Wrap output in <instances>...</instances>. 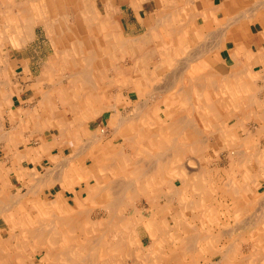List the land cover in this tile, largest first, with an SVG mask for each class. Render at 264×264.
<instances>
[{"label":"bare ground","instance_id":"6f19581e","mask_svg":"<svg viewBox=\"0 0 264 264\" xmlns=\"http://www.w3.org/2000/svg\"><path fill=\"white\" fill-rule=\"evenodd\" d=\"M184 1L185 0H183V2ZM138 4L140 6L139 1ZM178 6L180 7V5ZM92 7L93 6H91V8ZM174 8L171 10H174ZM251 10L248 12H251ZM191 12L192 11H190L189 13ZM161 13L162 12L160 11L159 14ZM193 15L194 13H192V15L190 14L189 16L194 17ZM189 16L188 18H190ZM0 22L2 21L0 20ZM155 22L160 21L158 20ZM178 25L180 26V24ZM145 32L149 33L148 30ZM213 33L210 32V34ZM222 33L223 32H221V34ZM145 35L147 34L145 33ZM149 37L150 36L148 35L147 39H149ZM132 38H135V36ZM139 38H141V35ZM217 38L218 39L216 41L219 42L220 38ZM145 40L146 38L143 41ZM118 41L122 43V38L118 39L117 35H109L107 40L102 38L94 40V38L89 35L86 39V43L88 46L91 47H88L85 50H83L80 45L77 47L76 50L78 52L79 59H73L74 62L71 68L72 75H70L72 78L71 83L75 85L74 88H72L70 91V87L64 88L63 85H60V87L57 88V91L54 88L55 92L59 93V96L62 98L65 104L69 106V108H63V111L57 112V115L59 117L57 116L55 121L53 120V125L55 128L53 130V133L51 131H45V133H43L45 137L52 136L53 143H49L47 139L43 137L41 140V146L39 148H33L32 152H27V158L33 161L35 157H38L40 155L51 154L52 144L55 147L66 145V140L71 136V134L75 133L76 138H81L82 135H86V130L89 125L93 123L95 115L108 110L112 111V116L110 120L112 127L111 131L109 130V133L111 132L113 136L109 139H106L105 134L107 130L98 126V128L100 129H96L95 131H93L91 137L88 138L89 140H87V143L84 142L82 146V150H92L91 158L93 159V163H91L90 165L87 164V162L83 160V157H80L82 155V153H79L81 150H78L79 152L76 155H74V152L70 157H68L67 155V157L64 158V165L66 167H69V173H66V175L61 176V172L59 170L58 172L60 173L57 172L52 174L50 172L51 169H46L49 172H44L46 173L45 175L43 174L36 178L34 177L35 179L31 183L27 180V191H24L25 193L23 194L18 193L19 195L14 196L13 200L11 198L12 201L9 202V205L7 204V207L9 206L8 214H6L8 217L6 219L7 230L5 229L6 231H4L0 229V263L264 264V256L261 257L263 255L262 248L264 247L263 233H259L258 236L255 237L251 236L252 239H250L249 241L250 244L247 242L249 245H251V249H248L250 251L249 255L247 254L246 257L244 256L242 258H236L233 255L234 251H236L237 248L234 247V244H232L234 242L231 239L234 237L236 231L241 227L239 224L241 220L238 219L239 216H241V214H244L245 212L240 209L239 210L241 212H230L231 216L233 215L234 217V224H229L230 222L228 221L226 223L223 220V224H221L219 221L217 224L212 222V225H210L208 224V222H205L204 216L202 214L203 212L201 213L199 209L200 198L197 199V197L200 196V165L196 167L197 163H195V161L193 160H187L188 157L186 156L189 153H194L198 155L197 157L200 158V154H202V150L204 149L203 145L205 142L204 139L206 138V135L204 137L203 130L200 127V105L198 109L196 108L197 110L195 109V107L190 109V102L192 99L188 93V86L185 87L184 83L182 82L187 81L193 85H196V87L197 85L200 86V82L202 83V81H200V71H196L197 73H195L193 77L192 75L190 77H186V70L188 68V65H190L187 63L191 62H189V60H194L195 58L198 59L200 50L197 49L198 47H193V49L197 50L198 53L194 52V54L192 55L193 50L191 48V57H187L189 58V60L182 56L183 59L185 58V60H188L186 64L182 66L175 65L178 71L174 72L173 74L170 73V75L172 74V77H169V79H167V76L165 75V86H156L158 88V92L157 90H155V92L159 93L158 95H160V97L164 99L165 102L163 103L166 106L169 101L170 104H174L173 102H177L178 105H175V109H181L174 113L172 112V110H168V108H166L163 110V114H159L158 111L160 110V108H158L157 105L158 101H151L156 99L155 96H153L154 93L153 95L150 93L151 89L153 88V85L150 89L147 84H144V82L140 80V78H136L134 81L132 70L139 68V66L137 68H134L137 62L136 55L129 54V57L124 58V56L118 52L120 50L116 49V45L114 46V44H116ZM123 41L125 42L124 39ZM127 41L128 40H126V42ZM210 41L212 42V40ZM130 43L133 44L132 41H130ZM208 43L211 44L210 42ZM79 44H81V42ZM208 45L206 47H208ZM203 46L204 45L200 46L201 50ZM215 48L218 49L217 47ZM202 51H200L201 54ZM205 51L203 52L205 53ZM232 53L231 56L236 57L232 55ZM179 54H176V56H178ZM201 54L199 55V57L201 56ZM184 55L186 56V52ZM177 58L178 57H176V59ZM183 59L181 60L183 61ZM78 60L82 62L84 61V65L80 64ZM169 60L170 58L164 59L165 63L170 62ZM181 60H178L180 64ZM122 61L125 62V67L122 65ZM236 62L233 66H237ZM182 64H184V61L182 62ZM171 65L174 66V64ZM174 67H172V69H176V67ZM99 68L100 70L98 73ZM194 68L198 70V68ZM244 68H246L245 65ZM172 69L170 72H172ZM209 70L211 71L210 73H212V70ZM237 71H235L234 73H237ZM213 72L214 74L216 73L215 71ZM208 74L209 73H207V75ZM178 84H181L183 87H180L179 90L177 89L178 92L173 93V97H165L168 95V90L172 89L175 85ZM125 88L129 90V94H131L133 91L137 94V99L135 101L129 100L127 104H133L134 108H138L140 111H145L148 109L147 113L144 114V117L148 114L151 115L152 113L153 115H156L157 119L155 120V122H152L156 124L155 126L150 123L151 121H146V123L144 120L142 124L144 127H139L135 122L136 120L140 119V117H138L140 115L132 116L138 117L134 118L133 121L130 119L131 117L129 118L128 116L127 118L122 115V113L119 111L118 106L122 99L120 96L122 95L116 92H119L120 90L124 91ZM72 90L75 93H73L72 95H74L75 97H73L74 99L70 100L69 97L72 96L70 93ZM153 90L154 89H152V91ZM196 90L197 94L200 96L198 88H196ZM47 91L49 90H44V93H41L43 98L45 99L44 103L46 104H48L49 102L46 101V98L49 97V92ZM80 93H84L81 96L82 98H76L77 95L79 96ZM85 93H88V95H86ZM113 94L114 98H112L114 102L109 103ZM160 100L162 101V99ZM170 107L173 109V105H170ZM245 107H247L245 109H247L248 112V105ZM204 118L206 122L210 120L208 117ZM204 118H201V120L204 121ZM35 122L37 121L35 120ZM34 129L36 130V128ZM42 129L40 130L42 131ZM87 132L90 133V131L88 130ZM0 136L2 135L0 134ZM2 139L0 140L1 142ZM86 139L87 138H85V140ZM96 144V152H94L92 146H95ZM61 153L63 154V151ZM13 160L15 162L16 157L15 159H12V161ZM60 162L62 163L61 160ZM58 163L59 162H57V165ZM58 166L57 169H60V167ZM52 168L55 169L54 166ZM82 181L86 182V188H84L82 192H80L84 195V197H82V195H79V193L77 191L75 192L73 189L75 182L80 183ZM232 182L233 180L230 182L229 185H231ZM260 183L262 186L264 185V183ZM53 184V188H56V192H54L55 198L50 199V193L52 194V192H49V187L50 185L52 187ZM231 188L228 189L227 194L230 196H232L234 193L237 194L238 186L234 185ZM61 189L70 190L72 192L73 195L71 197V202L68 203V200L61 192ZM5 194L6 193H4L2 196H4ZM10 195L12 197L14 194ZM31 197L35 199H33L32 201ZM29 198L31 203H23V201L29 200ZM98 198H104L102 199L103 202L98 201ZM256 198L261 199V197L259 196ZM144 199H146V203L145 201H142ZM261 200L263 201L264 199L262 198ZM14 203H16V205ZM88 203L98 204H96V206H92L91 204V207ZM162 204H166L167 206L162 207ZM259 207L261 208L262 206ZM259 207L258 210H260ZM261 211H263V207ZM255 212L257 211L255 210ZM231 216L228 217V219H230ZM246 216H244V218ZM200 217L204 222V224L201 226L200 222H197L198 220H201ZM250 218L251 217H249V219ZM249 225L255 227L257 226L256 221L254 225L251 224V222L250 224H248L247 222L243 226L248 228ZM139 230H143L141 231L142 233ZM145 237L148 239L147 244L144 239ZM13 242H15L16 244L20 243L22 246H24L23 250L25 251H23V254H3L1 246L9 244L11 245V243L13 245ZM221 242L223 243L220 246ZM215 245H217V247H215ZM29 246H31L32 251L27 255V257L23 258V255L25 252H27L26 249ZM248 247L249 246L247 245V248ZM40 251H43V256L41 258L37 256ZM17 254L20 256H16Z\"/></svg>","mask_w":264,"mask_h":264},{"label":"crops","instance_id":"0c3cea01","mask_svg":"<svg viewBox=\"0 0 264 264\" xmlns=\"http://www.w3.org/2000/svg\"><path fill=\"white\" fill-rule=\"evenodd\" d=\"M182 2L183 0H0V20L2 21L0 22V134L4 136H0L1 139L2 137L4 139L2 142L0 141V147L4 149L9 147L12 150L7 156V162H10V166L13 168L21 164L22 174L27 175L28 149L39 148L43 137L49 143H53L52 136V138L50 136L45 137L43 134L45 131L54 132L53 124L58 116L57 112L60 111L56 109V100L53 96L55 89L52 86L57 83V79H59L58 82H61L62 70H70L71 72L73 59H79L77 47L80 45L83 50L91 47L86 43L89 35L94 40L100 38L107 40L109 35H117L118 39L122 38V43L118 41L114 46L116 45V49L120 50L118 52L124 58L129 57V54L136 55L137 62L134 68L140 66L142 60L144 61L142 59L144 53L155 68L157 64L154 63L157 61H159L158 65L162 66L160 68L174 67L171 64L177 53H184L188 50H185L187 46L192 45V43H196V45L199 43L197 49L206 51L205 53L202 51V54L199 51L201 56L198 55L200 60H198L197 66L188 65L187 69L190 67L200 68V81H202V83L199 81L200 92H202V94L200 93V116L212 118L211 121L209 120V123L212 124L211 127L203 129V133L210 132L216 136L217 140H220V133L226 131L220 128V124L224 122V117L229 116V122L232 126L227 131L230 135L237 136L233 147L238 149V153L233 158H229V163L236 166L237 163L245 161L242 152L245 149H248V152L252 150L255 153L258 152L259 157L264 158V0L263 2L262 0H185L184 4ZM95 3L100 5L99 12L94 7ZM91 6L93 7L91 8ZM173 8L174 10H171ZM250 10L251 12H248ZM160 11L161 14H159ZM190 11L192 12L189 13ZM192 13H194V17L189 16ZM158 20L160 22H155ZM147 30L149 33L145 32ZM210 32L214 33L210 34ZM221 32L223 33L221 34ZM140 35L141 38L142 36L144 39L146 38L145 41L147 42L143 41V38H139ZM148 35L150 36L149 39H147ZM134 36L136 39L132 38ZM217 37L220 38L219 42L216 41ZM203 39L208 40L204 41ZM126 40L128 41L126 42ZM130 45L134 46L133 49L126 50V46ZM202 45L204 46L201 50L200 46ZM207 45L208 47H206ZM230 49L231 53L233 51L232 55L236 57L231 56ZM126 51L128 56L125 55ZM194 52L198 53L197 50H194L193 54ZM46 53L48 54L47 58H45ZM165 58H170V62L165 63ZM235 62L237 66H233ZM79 63L82 64V61ZM122 63L125 62L122 61ZM206 67L212 70V77H205L204 72L201 71ZM16 69H22L23 73L19 77H15L21 78L22 81L25 80L26 83L22 84L21 93L19 91L17 98H14L12 86L15 77L13 70L16 73ZM213 71L216 73L214 74ZM235 71L237 73H234ZM70 75L72 72L68 76ZM43 82L51 83L48 85L49 97L46 98V101H49L48 104L44 103L45 99L41 90L33 91L31 94L24 92L26 86L32 88ZM211 84L215 85L212 86ZM122 101L126 100L123 99ZM247 105L249 113L245 109ZM135 110L137 111L135 112ZM135 110V115H142L138 108ZM3 122L4 126H2ZM204 140L203 148L205 149L209 147L207 145L209 138ZM71 142L73 141H66V145H64L66 147L60 146L62 147L60 149L68 148L69 145L73 147ZM218 142L212 147L222 148L220 147L222 143ZM33 144L34 146H32ZM51 147L54 149L58 146L55 147L52 144ZM204 149L202 154H204ZM197 156L194 153H189L186 157H188L187 160H193L197 163ZM236 156L239 157L236 158ZM15 157L18 162L12 161ZM262 159H258L255 165L262 164ZM249 163L253 164L254 162L249 161ZM64 164L59 170L61 176L67 173V167L63 168Z\"/></svg>","mask_w":264,"mask_h":264},{"label":"rangeland","instance_id":"374dc122","mask_svg":"<svg viewBox=\"0 0 264 264\" xmlns=\"http://www.w3.org/2000/svg\"><path fill=\"white\" fill-rule=\"evenodd\" d=\"M98 4L99 3H95L94 4V7L96 8L97 12L100 11V5H98ZM133 47H132V45L126 46V50H132ZM193 47L197 48V45L192 43V45H189V46H187L185 48V50H187V49L189 50V51L187 50L189 54L186 51V56L184 55L185 52L184 53H180L181 56H180L179 53H177L179 55L178 56L175 55V58L173 59L174 61H173L172 64H174V66L175 65H184V64H186L187 59L189 60V58L191 57V55H190V53H192L191 48H192L193 51L195 50V49H193ZM125 55L128 56L127 51L125 52ZM192 55H193V53H192ZM47 56H48V54L46 53L45 54V58H47ZM138 56H140V54H138ZM182 56L185 57V58H187V57H189V58H187L185 60V58L183 59ZM147 57L148 56L144 53V55L142 56V59H144V61L142 60V63H140L139 68L132 70L134 81H135L136 78L137 79L140 78V80H142L144 82V84H147V86H149L150 89L152 88V85H153L152 89H154V90L152 91V89H151L150 93L152 95L154 93L153 96H155L156 99L154 98L155 100H151V101H158L157 105H158V108H160V110L158 111L159 114H163V110L166 109V108H168V110H172V112L176 113V111L181 110V109H177V110L175 109V105H178L177 102H173L174 104H170V101H169L167 106H166L163 103V102H165L164 99L161 98L160 95H158L159 93H156L155 90H157V92H158V88L156 86H158V87H161V85L165 86V82H166L165 75L167 76V79H169V77L171 78L172 74L174 72L178 71L177 67L175 66L176 69H172V67L160 68L162 66L160 64L158 65L159 61H157L154 64L155 65L157 64L158 68L157 67L155 68L152 65L153 63H151L150 60H148ZM176 57H178L180 59H178V58L176 59ZM181 59H183L184 64H182L183 61ZM195 59L194 60L193 59L189 60V62L191 61L190 62V66H193V65L197 66V64L199 62L198 60H200V58L199 59L195 58ZM178 60L179 61L181 60V64H180V62H178ZM176 61H177L178 64L176 63ZM82 64H84V61L82 62ZM122 65H125V64H122ZM144 65H146L147 67L144 66ZM100 68L98 69V73H99ZM171 69H172V72H170ZM33 71H35V70H33ZM196 71L198 72L200 70L199 69L197 70V69H195L193 67H190L189 69L186 70V77H190L191 75L193 77L195 75V73H197ZM201 71L206 74L205 77H212L208 67H206L204 70H201ZM71 72H70V70H62V78L61 79L63 80V82H58L59 79H57V83L53 84V86H52L53 89L55 88L56 91H57V88H59L60 85H63L64 88H66V87L69 88L70 87L69 91L72 88H74L75 85L73 83H71L72 78H70V76H68ZM21 73H23L22 69H16V73H15V70H13L14 77L15 76L19 77V75ZM170 73H172V74L170 75ZM207 73H209V74L207 75ZM168 75H170V76H168ZM24 81L25 80L22 81L21 78L20 79L19 78L17 79L16 77L14 78V84L12 86L13 92H14V98H17V93H19V91L21 93L22 84L26 83V81L25 82ZM186 82L187 81H184L182 83H184L185 87L188 86V89H189L188 93H189V96L192 99L191 102H190L191 103V106H190L191 108L190 109H192L193 107H195V109L196 108L198 109L199 105H200V96L197 94L196 88H198V91L200 92V86L197 85V87H196V85H193V84H191L189 82H187V84H186ZM50 84L51 83L43 82L42 84L39 83L38 85L33 86L32 88L31 87L28 88V86L23 85V86H26L24 92L25 93L27 92V93L31 94L33 91L41 90V93H42L44 90L48 89V85H50ZM181 84L175 85L172 88L173 90L172 89L168 90V95L165 96V97H169V98L173 97L174 96L173 93H177L178 90L180 89V87L181 88L183 87L182 86L183 84L182 85ZM85 88H86V86H85ZM122 91L123 90H120L119 92H116V93H118V94L120 93V95H122V96H120L122 98L121 102L118 105L119 106V111L122 113V115H124L127 118H128V116H129V118L131 117L130 119L132 121L134 120V118L140 117V119H138V120L135 119L136 120L135 123L139 127H141V126L144 127L142 125L144 120H145V122L146 121H148V122L151 121L150 123L153 126H155L156 124L152 123V122L153 121L155 122V120L157 119L156 115H153V113H152L151 115L148 114V115H146L144 117V114L147 113L148 109L145 110V111H141V114L143 116L140 115L138 117H132V116H137V115H133L134 114V110L136 108L134 109L133 104H131V103L127 104V102L129 100H134L135 101L137 99V94L134 91L131 94H129V90L127 88H125L123 92ZM57 93L58 92H54V90H53V96H54V98L56 100L55 104L57 106L56 109L60 110V111H63V108H65V109L69 108V106L66 105L65 102L62 100V98L59 96V93H58V95H57ZM70 93L72 95L74 93V91L72 90ZM123 93H125V94H123ZM200 93L202 94V92H200ZM83 94L84 93H80L79 96L77 95L76 98H82L81 96ZM156 94H157V97H156ZM23 95H24V93H23ZM86 95H88V93ZM73 97H75V96L72 95L71 97H69V99L72 100V99H74ZM112 97L114 98V94L111 96V100L109 101V103H113L114 102ZM123 99H125L126 102L122 101ZM160 99H162V101ZM67 101H69V100H67ZM169 104L173 105V109L170 107ZM124 108H125V110H124ZM123 111H125V112H123ZM135 112H136V110H135ZM111 116H112V111L111 110L104 111L102 113L96 114L95 117H94L93 123H91L89 125V127L87 128V130L90 131V133L87 132V130H86V135H82V137H81L83 139L78 138V137L76 138L75 133L71 134V136L66 141L68 142L69 140H72L73 142L71 144L74 145L73 147H68L66 149H64V148L60 149L61 147L58 146L57 148L52 149L51 150V154H49V155L44 154V155H40L38 157H35L34 158L35 161H31V159L27 158L26 161H27V164H29L28 165V167H29L28 168V173L29 174L27 173V175H25V173L22 174V172H21L22 165L21 164L15 166L13 168L11 166H9L10 162H7L6 159L8 158L7 156L11 153L12 150L4 149L3 147H0V199H1L0 200V208H1L0 209V229H2L4 231L7 230L6 229V226H7L6 219L8 217H7L6 214H8V210H9V206L7 207V204L8 205L10 204L9 202H11L14 199L13 198L14 196L19 195V194H23V193H25L27 191L26 189H28V185H27L28 181H30V183H31L36 177H38L40 175H43V174L45 175L47 172H49V171H47L49 169H51L50 172L52 174L57 173L58 170H60L61 166H62L61 163H58V165H59L58 166L57 162L60 161V160L64 161L63 158L67 157V155H68V157H70L74 152H75L74 155H76L79 152L78 150H81L79 152V153H82V155L80 157H83V160L85 162H87V164L90 165L91 163H93L92 162L93 159L91 158L92 157L91 156V151L92 150L91 149H83L82 150V146H83L84 142L87 143V140H89L88 138L91 137V134H92L93 131H95L96 129H100V128H98V126H100L103 129L107 130L106 134H105L106 139H109L110 137L113 136L111 134V132L109 133V130L111 131V127H112L111 123H110ZM201 118H204V117L200 116V127H201L202 130L211 127L212 124H210L209 121L206 122L205 118H204V121H203V120H201ZM211 119H210V121H211ZM223 121H225V122H222L220 124V128H223L226 131L220 133V138H219L220 140H217L216 136H214L210 132L206 131V132L203 133L204 135H206V138L207 137L208 138L210 137V138H209V142L207 143V145H209V147H206L204 149L205 150L204 154H200V158L197 157L198 161H197L196 167H198L200 165V170H201L200 171V176H199L200 177V196H198L197 199L200 198V206H199L200 207L199 208L200 212L201 213L203 212L202 214L204 216L205 222H208V224H210V225H212V222L217 224L219 221H220L221 224H223V220L226 223L228 221V222H230L229 224H234V222H233L234 221V217H233V215L231 216L230 212H233V213L235 211L241 212L240 210L245 212L244 214H241V216H239L238 219H240L242 221L241 222L239 220L240 221L239 224H240L241 227L236 231L234 237L231 239L234 242L232 244H234V247L237 248V250L234 251L233 255L236 258H242L244 256L246 257V255L247 254L249 255V253H250V251L248 249H251V245H249L250 244L249 241H250V239H252L251 236L252 237L258 236L259 233L260 234L263 233V235H264V213H263L264 212V203H263L264 200L263 201L261 200L262 198L264 199V185L262 186L261 183H260V182L264 183V162L262 164L260 163L258 165L257 164L255 165V162H257L258 159L261 160V158H263L261 156L262 154L260 153V156H261V158H260L258 152L255 153V151H253V150L248 152V149H245V150L242 151L244 153L245 161H242L241 163L240 162L237 163L236 166H234L235 164L234 165L230 164L229 163L230 162L229 158H233L235 153H238V150H235V148L233 147V145H235L237 136L234 135V134L230 135V133L227 131L232 126L230 124V122H229L230 121L229 116L224 117ZM2 126H4V122H3ZM85 138H87V139L85 140ZM217 141L222 143V145H220V147H222V148L217 149V148H213L212 147V145L216 144ZM78 145H81V146H78ZM33 146H34V144H33ZM77 146L80 147L81 149L78 148ZM96 146H97V144L95 146H92L93 147L92 149L94 150V152H96ZM246 150H247V153H245ZM28 151L32 152V149H30V150L28 149ZM62 151H63V154L61 153ZM54 157H55V159H57L56 161H54L55 160ZM237 157H239V156H236V158ZM2 160H4V161H2ZM16 160L18 162L17 158H16ZM262 160L264 161V158ZM249 161H253L254 163L250 164L251 162L249 163ZM207 162H212V163L211 164H205ZM53 166H54L55 169L52 168ZM57 166L60 167V169L59 168L57 169ZM63 168H66V166L63 165ZM261 168L263 169V173H262V169ZM66 170H67V173H69L68 172L69 171V167H67ZM44 172H46V173H44ZM255 177H256V179H255ZM230 178H231V180H230ZM232 180H233L232 184L229 185ZM52 183H55V182H52ZM85 183H86L85 181H82L80 183H76L75 182L74 186H73V189H75V191L79 192V195H82V197H84V195L80 194V192H82V190L84 188H86V184ZM234 185L238 186L237 194H235L232 191L234 194L232 196H230V195L227 194V191H228V189H230ZM243 185H245V186H243ZM228 186H231V187H228ZM53 187H54V184L52 185V187H51V185L49 187V190H50L49 192H52V194L50 193V199H54L55 198V196H54L55 193L54 192H56V190H55L56 188H53ZM231 190H232V188H231ZM46 192H47V190H46ZM61 192L64 194L65 198H67L68 203L72 201L71 197H72L73 194H72V192L70 190L68 191V190H62L61 189ZM2 193L3 194L6 193L4 195L5 197L2 196L3 195ZM10 194H12V195L14 194V195L11 197ZM208 194H210V195H208ZM254 195H255V197H254ZM258 196L261 197V199L260 198L257 199L256 197H258ZM6 198H7V201H6ZM11 198H12V200H11ZM43 198H44V195H43ZM31 199L33 201V199H35V198L31 197ZM102 199H104V198H98L97 200L103 202ZM203 199H204V201H203ZM260 200H261V202H260ZM17 201H19V200H17ZM142 201L143 202L145 201V203L147 202L146 199H144ZM20 202H21V199H20ZM24 202H25V204L31 203L30 198L27 201L26 200L23 201V203ZM98 203H100V202H98ZM98 203H94V204L93 203H88V204L90 206H91V204H92V206H96V204H98ZM257 203H259V204H257ZM14 204L16 205V203H14ZM165 206H167V205L166 204H162V207H165ZM257 206L258 207L262 206L263 207V211H261L262 207L261 208L259 207L260 210H258ZM199 209H197V210H199ZM255 210L257 212H255ZM251 212H253V213H251ZM62 213H61V215H62ZM250 214L254 215V216H251ZM230 216H231V218L228 219V217H230ZM244 216H246L245 217L246 219L244 218ZM249 217H251V218L249 219ZM242 218H243V220H242ZM214 220H215V222H214ZM231 220H232V222H231ZM255 221H256V225H257L256 227L252 226V225H249L248 228L243 226L247 222H248V224H250V222H251V224L254 225ZM197 222H200V226L204 224L202 218H201L200 221L198 220ZM243 222H245V223H243ZM224 228H226V227H224ZM141 231H143V230H141ZM248 232H249L250 235L248 234ZM144 239H145V242L147 244L148 239L146 237ZM13 243L16 244L15 242H13ZM222 243L223 242H221L220 246L222 245ZM14 244L12 245V243H11V245L9 244V245L1 246L2 247L1 250L3 251V254H5V253L8 254V255L11 254V253H14V254L20 253V255H21V253L23 254V251H25V250H23L24 246H22L20 243L16 244V245H14ZM247 245L249 246L248 248H247ZM215 247H217V245H215ZM26 250H27V252L24 253L23 258L27 257V255L32 251L31 246L27 247ZM262 251H263L262 252L263 255L261 257L264 256V247L262 248ZM20 255L17 254L16 256H20ZM37 256L39 258H41L43 256V251H40ZM263 259H264V257H263ZM0 264H3V263L1 262Z\"/></svg>","mask_w":264,"mask_h":264}]
</instances>
